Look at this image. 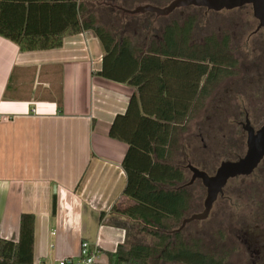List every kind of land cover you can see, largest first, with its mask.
<instances>
[{
	"label": "crops",
	"instance_id": "crops-1",
	"mask_svg": "<svg viewBox=\"0 0 264 264\" xmlns=\"http://www.w3.org/2000/svg\"><path fill=\"white\" fill-rule=\"evenodd\" d=\"M48 30L47 6L26 5L21 35ZM103 55L92 31L31 52L0 37V240L17 242L21 215H33V264L76 262L83 242L109 264L145 235L152 212L125 196L128 146L109 137L138 91L99 74Z\"/></svg>",
	"mask_w": 264,
	"mask_h": 264
},
{
	"label": "trees",
	"instance_id": "trees-1",
	"mask_svg": "<svg viewBox=\"0 0 264 264\" xmlns=\"http://www.w3.org/2000/svg\"><path fill=\"white\" fill-rule=\"evenodd\" d=\"M171 1L0 0V37L15 43L21 52L57 49L65 37L92 31L104 54L99 74L138 91L126 112L114 118L109 137L128 146L122 168L131 181L125 196L152 212L140 218L146 226L141 230L154 243L128 250L120 246L107 255L109 264H150L151 259L225 264L226 260L224 254L202 253L195 241L185 238V229L176 230L192 207L185 166L206 173L214 170L205 162L188 158L185 142L190 136L184 135L188 131L185 124L203 106L213 87L235 76L238 63L228 32L202 35L198 15L206 13L202 8H181V13L174 11L166 17L122 13L142 5L162 8ZM28 4L47 6L48 32L21 35ZM54 209L55 204L52 213ZM34 221L31 214L21 215L18 241L0 240V264H33Z\"/></svg>",
	"mask_w": 264,
	"mask_h": 264
},
{
	"label": "rangeland",
	"instance_id": "rangeland-1",
	"mask_svg": "<svg viewBox=\"0 0 264 264\" xmlns=\"http://www.w3.org/2000/svg\"><path fill=\"white\" fill-rule=\"evenodd\" d=\"M175 11L178 13L181 9ZM198 15L203 36L216 31L230 34L232 55L238 63L235 76L213 87L203 106L185 124L188 131L184 135L190 136L185 142L188 158L205 162L208 169L216 170L226 159L244 155L246 133L239 124L244 123L245 116L256 129L264 124V28L254 33L258 22L250 6L230 12L201 11ZM178 159L182 166L186 165L181 156ZM185 177L188 181L191 178L188 170ZM190 188L192 207L186 217L202 211L206 196L199 181L193 182ZM263 224L264 160L249 177L228 181L207 219L191 222L183 229L185 238L195 241L202 253L224 254L225 264H264V259L258 260L255 255L258 250L264 255L261 244L252 245L246 241L249 236H245L255 228L261 232ZM153 243L154 239L145 233L137 244L152 246ZM149 263L179 264L155 259Z\"/></svg>",
	"mask_w": 264,
	"mask_h": 264
},
{
	"label": "water",
	"instance_id": "water-1",
	"mask_svg": "<svg viewBox=\"0 0 264 264\" xmlns=\"http://www.w3.org/2000/svg\"><path fill=\"white\" fill-rule=\"evenodd\" d=\"M245 6L251 7L253 18L258 22L254 33L258 32L264 28V0H173L162 8L142 5L123 12L130 15L153 14L157 17H166L177 9L188 7L202 8L207 12L219 13L238 10ZM242 130L246 133L245 153L242 157L234 161L221 162L211 176L196 167L187 165V169L191 173L188 185L199 180L206 191V196L202 211L185 218L176 232L181 231L185 225L191 222L207 219L213 204L218 196L222 195L228 181L238 177L250 176L264 158V124L255 130L246 116Z\"/></svg>",
	"mask_w": 264,
	"mask_h": 264
},
{
	"label": "flooded vegetation",
	"instance_id": "flooded-vegetation-1",
	"mask_svg": "<svg viewBox=\"0 0 264 264\" xmlns=\"http://www.w3.org/2000/svg\"><path fill=\"white\" fill-rule=\"evenodd\" d=\"M206 11V10H205ZM207 12V11H206ZM246 117V116H245ZM242 124H244V123H240L239 125H240V127H241V129H242ZM254 128V127H253ZM255 130H257L256 128H254ZM238 158H240V157H238ZM237 158V159H238ZM236 159V160H237ZM263 160H264V158L261 160V162L258 164V166H257V168L262 164V162H263ZM186 167V169H187V165L185 166ZM256 168V169H257ZM255 169V170H256ZM188 170V169H187ZM254 170V171H255ZM189 171V170H188ZM214 172H215V170H212V171H209V172H207V174L208 175H213L214 174ZM206 173V172H205ZM253 174V173H252ZM251 174V175H252ZM249 177V176H248ZM238 178H241V177H238ZM196 181V180H195ZM194 181V182H195ZM197 181H199V180H197ZM210 214V213H209ZM263 230L260 232V231H258L259 230V228H255L254 229V232H249L250 234L249 235H247V233H246V235L245 236H249V240H248V238H246L247 240V242L249 241L252 245H257L258 243H259V245H260V249L261 248H263V250H264V224H263ZM245 244V243H244ZM261 254V250L259 251H255V255H256V259H258V260H262V259H264V255H260Z\"/></svg>",
	"mask_w": 264,
	"mask_h": 264
},
{
	"label": "built area",
	"instance_id": "built-area-1",
	"mask_svg": "<svg viewBox=\"0 0 264 264\" xmlns=\"http://www.w3.org/2000/svg\"><path fill=\"white\" fill-rule=\"evenodd\" d=\"M99 252L96 249L90 250L88 243L83 242L81 244L80 257L75 262L72 259H64L58 264H95L98 258Z\"/></svg>",
	"mask_w": 264,
	"mask_h": 264
}]
</instances>
